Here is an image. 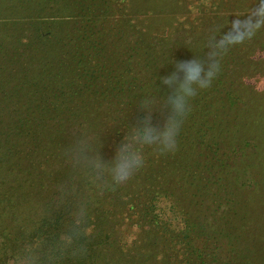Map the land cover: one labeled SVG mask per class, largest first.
<instances>
[{"label": "trees", "instance_id": "obj_1", "mask_svg": "<svg viewBox=\"0 0 264 264\" xmlns=\"http://www.w3.org/2000/svg\"><path fill=\"white\" fill-rule=\"evenodd\" d=\"M93 1L98 10L67 16L74 19L54 11L57 14L48 15V19H54L45 25V30L44 21H19L10 26L16 31L7 36V28L1 30L5 23H0V264H14L15 255L26 241L44 239L47 244L55 243L61 233L69 230L73 214L84 205L88 206L87 236L79 243L86 253L77 257L65 254L57 264H190L178 252L165 259L163 246L157 247V241L139 237L129 240L127 235L129 229L140 227L137 221L133 226L127 222L131 224L140 217L150 224L148 233H157L159 212L165 208L162 204L168 200L167 190L176 177H199L184 164L185 157L179 149L181 140L191 132L190 115L177 136V149L160 154L155 148L145 147V166L125 186L109 183L101 193L100 187L94 188L64 156V149L86 133L93 139L96 151L106 160L111 159L137 118L146 114L139 112L141 104L134 105L132 97L127 101L123 96L129 75L153 66L145 76L154 80L153 91L159 92L164 101L170 90L160 91L157 87L161 75L155 77L161 60L165 62L161 71H165L163 67L172 68L173 61L189 60L178 54L172 61L166 46L153 45L151 35L135 28L133 18L112 5L115 0ZM127 5L130 7V2ZM128 23L134 32L126 29ZM69 28L73 35L63 43L62 33L65 35ZM59 33L62 37L55 40ZM149 97L147 93L143 96ZM199 99L200 94L193 99L196 109L201 107ZM153 115L154 123L163 122L162 114ZM208 131L212 132L208 129L205 133ZM137 179L144 180L136 183ZM194 183H185L190 184L185 188ZM195 185L196 191H190V197L191 192L193 197H200L204 191L206 200L210 199V210L216 205L210 195L220 197L227 192L222 193L220 187L208 189L207 183ZM199 186L203 187L200 193ZM142 197L148 201L147 207L138 205ZM198 206L202 209L203 201ZM190 209L196 210L192 204ZM211 214L212 211L206 218ZM221 228L220 222L222 234ZM167 241L165 237L164 247ZM209 248L207 253L197 255L201 262L191 264L242 263V257H231L236 262L229 259L225 263L220 250ZM250 260V256L246 257L244 264Z\"/></svg>", "mask_w": 264, "mask_h": 264}, {"label": "rangeland", "instance_id": "obj_2", "mask_svg": "<svg viewBox=\"0 0 264 264\" xmlns=\"http://www.w3.org/2000/svg\"><path fill=\"white\" fill-rule=\"evenodd\" d=\"M112 5L125 11L128 18L132 17L135 28L151 35L149 41L153 45L166 46L172 61L178 54L191 60L192 55L205 59L213 50L220 53L216 57L220 70L211 86L198 93L197 104L201 107L196 109L192 100L191 106L195 107L189 114L191 132L179 145L184 164L199 176V182L194 176L176 177L167 190L168 200L162 204L165 208L159 212L158 232L148 233L150 224L140 217L131 224L127 222L133 226L137 221L140 226L129 229L128 239L157 241V247L163 246L165 259L178 252L190 264L201 262L202 259H196L197 255L207 253L209 247L220 250L225 263L242 257L240 264H244L250 256L248 264H264V0H115ZM88 9L92 13L99 7L93 0H0V23H5L1 30L7 28L6 35L10 36L16 31L11 25L31 20L46 22L45 30V25L54 19H48V15L57 14L54 11L66 19H74L67 16L88 12ZM126 27L135 31L130 24ZM62 35L63 43H67L73 31L66 29ZM61 37L59 33L55 40ZM162 65L164 60L155 77H165L174 70L173 64L172 68L163 67L165 71H161ZM152 70L153 66L142 67L129 75L123 94L127 101L132 97L134 105L141 104L147 93L148 99L156 101V107L163 103L159 92L153 91L154 80L145 76ZM157 88L165 91L169 86L161 82ZM208 129L212 132L205 133ZM142 182L137 179L136 183ZM185 183H207L208 189L220 187L222 193L227 192L220 197L210 195L211 202L215 200L216 204L210 210L207 205L210 199L206 200V193L201 191L203 187L199 186L198 193L201 191L204 195L193 197L196 185L185 188L190 185ZM107 186L99 188L101 193ZM137 203L143 207L148 205L143 197ZM169 203L172 208L168 207ZM191 204L196 208L194 212ZM211 211L210 218H206ZM183 217L187 221L185 225ZM220 222L222 234L218 229ZM165 237L168 249L164 247Z\"/></svg>", "mask_w": 264, "mask_h": 264}, {"label": "clouds", "instance_id": "obj_3", "mask_svg": "<svg viewBox=\"0 0 264 264\" xmlns=\"http://www.w3.org/2000/svg\"><path fill=\"white\" fill-rule=\"evenodd\" d=\"M218 55L213 50L205 59L173 61L174 70L160 78L169 86V94L159 109L153 99L142 101L139 112L146 114L137 118L111 159L106 160L96 151L93 139L86 133L64 149V156L91 184L104 187L127 182L139 172L145 166V147L155 148L160 154L174 152L180 129L192 111L191 101L211 86L220 70ZM154 113L163 115L162 123L153 122ZM87 224L88 206L84 205L73 214L69 230L61 233L55 243L47 244L44 239L26 241L15 255L14 264H57L65 254L83 256L86 248L79 241L87 236Z\"/></svg>", "mask_w": 264, "mask_h": 264}]
</instances>
